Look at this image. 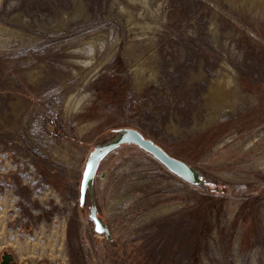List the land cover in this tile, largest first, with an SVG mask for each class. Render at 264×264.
I'll return each mask as SVG.
<instances>
[{
    "label": "rangeland",
    "instance_id": "374dc122",
    "mask_svg": "<svg viewBox=\"0 0 264 264\" xmlns=\"http://www.w3.org/2000/svg\"><path fill=\"white\" fill-rule=\"evenodd\" d=\"M143 1L80 0L79 16L53 24L74 0H0V188L14 196L0 255L264 264V2L147 0L146 16ZM224 72L234 92L217 98L210 87ZM124 127L202 182L123 144L100 160L80 205L88 155ZM92 208L109 237L95 232Z\"/></svg>",
    "mask_w": 264,
    "mask_h": 264
},
{
    "label": "water",
    "instance_id": "95a60500",
    "mask_svg": "<svg viewBox=\"0 0 264 264\" xmlns=\"http://www.w3.org/2000/svg\"><path fill=\"white\" fill-rule=\"evenodd\" d=\"M123 144H135L144 151L150 153L162 165L172 173L188 181L189 183H201V174L197 169L189 165L187 162L173 157L167 153L159 144L154 142L151 138L143 135L139 130L131 127H124L109 141L94 147L87 157L79 188V204H84L87 193L90 191L97 167L100 160L106 156L110 151ZM88 175H85V173ZM83 189V191H82ZM90 218L94 223L95 232L104 233L109 237L108 228L96 215V211L92 208ZM99 229V230H98ZM14 255L10 252L4 251L1 255L0 264H11ZM24 264H29L24 262Z\"/></svg>",
    "mask_w": 264,
    "mask_h": 264
},
{
    "label": "crops",
    "instance_id": "0c3cea01",
    "mask_svg": "<svg viewBox=\"0 0 264 264\" xmlns=\"http://www.w3.org/2000/svg\"><path fill=\"white\" fill-rule=\"evenodd\" d=\"M2 161L0 160V166L3 165V163H1ZM2 180V178H1ZM6 183L10 184V180L6 179L5 180ZM12 207H14V196L10 193L9 190L2 189L0 188V249L4 248V246L7 245V242L9 240V235L7 237V234H9V232H11V229L8 227V225H12V217H11V211H12ZM27 221V219H26ZM25 226L27 227V223L25 222ZM40 240H36L31 242L32 245L31 248L33 249V251H31L34 255L33 259L34 261H36L40 256ZM29 250H27L26 252H28ZM44 254H41V256ZM28 254L25 253L24 255L21 254L19 257L16 256L15 258V264H21V262H19V258H21L22 260H24L25 258H27ZM32 264V263H31Z\"/></svg>",
    "mask_w": 264,
    "mask_h": 264
},
{
    "label": "bare ground",
    "instance_id": "6f19581e",
    "mask_svg": "<svg viewBox=\"0 0 264 264\" xmlns=\"http://www.w3.org/2000/svg\"><path fill=\"white\" fill-rule=\"evenodd\" d=\"M263 2H264V0H262ZM74 5H73V8L70 10V11H68V12H66V13H64L63 14V17H60L59 19L57 18V19H54V20H52V23L54 24V23H56V22H59V23H63L64 22V20L65 19H67V18H74V17H76V16H79L81 13H82V6H81V2H80V0H74V3H73ZM129 4V3H128ZM143 4H144V7H145V9H144V14L146 15V16H150L151 14H152V9H151V7H150V4H149V2L146 0V1H143ZM130 6L131 5H125V6H122L123 7V9H128L129 11H130ZM132 12V11H131ZM134 14V13H133ZM131 15V14H130ZM137 15V14H136ZM134 16L133 15H131V18H133ZM136 17H138V16H136ZM139 18H140V16H139ZM149 18H151V17H149ZM135 19V18H134ZM133 19V20H134ZM133 22V21H132ZM148 22H150V23H155V21L154 20H150V19H148ZM148 22H146V21H141V20H137L136 21V23L138 24V25H140V26H142V25H144V24H150V23H148ZM54 26V25H53ZM150 66V65H149ZM139 68V67H138ZM141 69V68H140ZM155 70V69H154ZM134 72H135V70H134ZM230 76V75H229ZM229 76L227 75V74H225V72L224 73H222L221 75H220V77H219V79H217V81H213V83H212V85H211V87H210V89H213L212 90V92L214 93V96L215 97H217L218 98V93L221 95L222 94V92L225 90V93L227 92L228 94H231V93H233L234 92V88L233 87H231L230 86V78H229ZM218 77V76H217ZM138 79V78H137ZM139 81H140V78H139ZM232 82V81H231ZM211 83V82H210ZM139 85V84H138ZM143 86V85H142ZM211 92V93H212ZM210 95V94H209ZM223 95V94H222ZM231 95H229V97H230ZM231 98V97H230ZM223 99V98H222ZM221 99V100H222ZM218 100V99H217ZM220 100V99H219ZM225 100H226V98H225ZM224 100V101H225ZM230 100V99H229ZM221 102V101H220ZM231 102V101H230ZM224 102L222 101V104H223ZM226 104H224V106H225ZM219 106V105H218Z\"/></svg>",
    "mask_w": 264,
    "mask_h": 264
},
{
    "label": "flooded vegetation",
    "instance_id": "af4514ba",
    "mask_svg": "<svg viewBox=\"0 0 264 264\" xmlns=\"http://www.w3.org/2000/svg\"><path fill=\"white\" fill-rule=\"evenodd\" d=\"M15 262H16L15 258H13L12 261H11V264H15ZM0 263H1V255H0ZM22 264H24V262Z\"/></svg>",
    "mask_w": 264,
    "mask_h": 264
},
{
    "label": "snow or ice",
    "instance_id": "6c2138e0",
    "mask_svg": "<svg viewBox=\"0 0 264 264\" xmlns=\"http://www.w3.org/2000/svg\"><path fill=\"white\" fill-rule=\"evenodd\" d=\"M85 175H88V173L86 172ZM82 191H83V189H82ZM98 230H99V229H98Z\"/></svg>",
    "mask_w": 264,
    "mask_h": 264
}]
</instances>
